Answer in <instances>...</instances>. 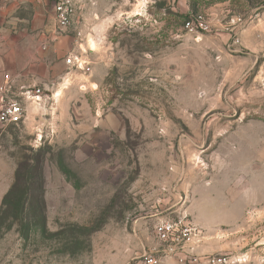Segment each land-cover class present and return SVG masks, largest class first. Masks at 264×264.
Here are the masks:
<instances>
[{"label":"rangeland","instance_id":"374dc122","mask_svg":"<svg viewBox=\"0 0 264 264\" xmlns=\"http://www.w3.org/2000/svg\"><path fill=\"white\" fill-rule=\"evenodd\" d=\"M75 1L0 0V89L41 91L0 125V264H144L178 219L197 262L158 264H264V0Z\"/></svg>","mask_w":264,"mask_h":264},{"label":"built area","instance_id":"2783aa9c","mask_svg":"<svg viewBox=\"0 0 264 264\" xmlns=\"http://www.w3.org/2000/svg\"><path fill=\"white\" fill-rule=\"evenodd\" d=\"M50 7L54 25L60 29L67 28L74 15L75 0H30ZM185 27L192 30L207 31V26L200 15H195L185 21ZM66 64L84 70V63L80 58L70 55ZM41 97L39 89H23L12 93L10 87L0 89V125L17 126L26 113L29 102H38ZM38 99V100H37ZM37 100V101H36ZM197 229L178 219L177 221H162L154 226L153 234L158 247L147 249L142 254L144 264H158L161 259H171L179 263H196L197 257L191 253V237L196 236Z\"/></svg>","mask_w":264,"mask_h":264},{"label":"trees","instance_id":"16d2710c","mask_svg":"<svg viewBox=\"0 0 264 264\" xmlns=\"http://www.w3.org/2000/svg\"><path fill=\"white\" fill-rule=\"evenodd\" d=\"M16 180L14 182V184L11 186V188L9 189V191L4 195L3 199H2V203H1V208H3L5 211H12L13 212V217L16 219L18 218L17 213H22V211L25 209L26 207V203L24 200H20V208L18 209L19 211H17L14 208V204H13V194L14 191L17 189V184H16Z\"/></svg>","mask_w":264,"mask_h":264},{"label":"bare ground","instance_id":"6f19581e","mask_svg":"<svg viewBox=\"0 0 264 264\" xmlns=\"http://www.w3.org/2000/svg\"><path fill=\"white\" fill-rule=\"evenodd\" d=\"M93 47H94V46H93V44H92V48H93ZM37 100H38V99H37ZM37 100H36V101H37Z\"/></svg>","mask_w":264,"mask_h":264}]
</instances>
